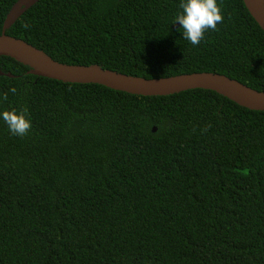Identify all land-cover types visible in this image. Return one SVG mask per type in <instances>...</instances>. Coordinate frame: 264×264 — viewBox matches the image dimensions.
Here are the masks:
<instances>
[{
	"label": "trees",
	"instance_id": "1",
	"mask_svg": "<svg viewBox=\"0 0 264 264\" xmlns=\"http://www.w3.org/2000/svg\"><path fill=\"white\" fill-rule=\"evenodd\" d=\"M16 1L0 0V33ZM178 2L38 0L5 34L67 65L264 92V34L242 0H218L196 46L173 28ZM28 70L0 57V110L31 120L24 136L0 121V264H264V111Z\"/></svg>",
	"mask_w": 264,
	"mask_h": 264
},
{
	"label": "water",
	"instance_id": "2",
	"mask_svg": "<svg viewBox=\"0 0 264 264\" xmlns=\"http://www.w3.org/2000/svg\"><path fill=\"white\" fill-rule=\"evenodd\" d=\"M38 0H17L3 21L0 33V57H9L29 68L28 74L63 83L97 84L106 88L139 96H168L202 89L217 93L236 105L264 111V92L253 90L220 74L195 72L165 78L145 79L130 76L97 65H67L54 61L41 50L5 34L17 19ZM250 17L264 34V0H242ZM178 27L175 24L173 28ZM1 76L12 78L9 73Z\"/></svg>",
	"mask_w": 264,
	"mask_h": 264
},
{
	"label": "clouds",
	"instance_id": "3",
	"mask_svg": "<svg viewBox=\"0 0 264 264\" xmlns=\"http://www.w3.org/2000/svg\"><path fill=\"white\" fill-rule=\"evenodd\" d=\"M223 20L218 0H179L178 11L172 24H178L183 36L191 45H198L207 30L215 31ZM15 94L16 89L9 88ZM6 95L4 99H6ZM0 121L6 126L11 135L24 136L31 127V120L26 109L0 110Z\"/></svg>",
	"mask_w": 264,
	"mask_h": 264
}]
</instances>
